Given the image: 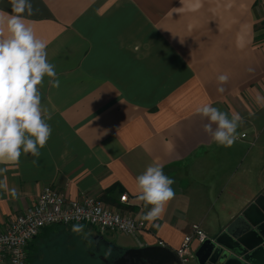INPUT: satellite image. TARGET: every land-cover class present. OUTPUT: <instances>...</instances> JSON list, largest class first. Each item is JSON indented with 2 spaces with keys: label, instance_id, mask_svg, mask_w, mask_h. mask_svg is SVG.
<instances>
[{
  "label": "crops",
  "instance_id": "obj_1",
  "mask_svg": "<svg viewBox=\"0 0 264 264\" xmlns=\"http://www.w3.org/2000/svg\"><path fill=\"white\" fill-rule=\"evenodd\" d=\"M31 3L25 23L46 42L60 86L45 77L39 89L52 128L40 155L0 163V232L47 186L142 218L135 177L161 164L174 198L144 232L117 243L160 240L175 254L194 225L214 237L264 194V0ZM0 13L14 15L10 0ZM204 104L242 117L231 147L203 131ZM197 248L186 264H196Z\"/></svg>",
  "mask_w": 264,
  "mask_h": 264
},
{
  "label": "clouds",
  "instance_id": "obj_2",
  "mask_svg": "<svg viewBox=\"0 0 264 264\" xmlns=\"http://www.w3.org/2000/svg\"><path fill=\"white\" fill-rule=\"evenodd\" d=\"M10 2L14 15L0 13V163L16 162L22 153L40 155L52 128L48 123L51 114L42 107L39 89L45 77L52 87L60 86L55 65L47 59L46 42L25 23L24 14L31 16L36 11L31 0ZM228 79L227 74L217 77L219 93L225 91L223 85ZM196 112L207 121L203 131L217 145L231 147L238 139L237 128L242 121L239 113L230 115L209 104L198 107ZM6 171L0 168V175ZM135 182L137 199L148 209L142 219L155 221L174 198L175 181L164 173L161 164H150L135 177ZM0 188L7 190V185L0 181ZM84 229L83 224L72 226V231L82 234L89 244L98 243L93 241L92 233ZM111 252V248H107L105 257Z\"/></svg>",
  "mask_w": 264,
  "mask_h": 264
},
{
  "label": "built area",
  "instance_id": "obj_3",
  "mask_svg": "<svg viewBox=\"0 0 264 264\" xmlns=\"http://www.w3.org/2000/svg\"><path fill=\"white\" fill-rule=\"evenodd\" d=\"M120 200L125 201L126 195L121 196ZM75 224L89 226L102 235L119 232L135 236L146 229V222L142 218L111 210L94 195L70 199L60 190L47 186L32 206L0 232V264H27V247L44 228ZM206 238L207 234L194 225L192 233L186 235L174 250L180 264H186L193 257V244L199 246ZM157 245L166 246L160 240Z\"/></svg>",
  "mask_w": 264,
  "mask_h": 264
},
{
  "label": "water",
  "instance_id": "obj_4",
  "mask_svg": "<svg viewBox=\"0 0 264 264\" xmlns=\"http://www.w3.org/2000/svg\"><path fill=\"white\" fill-rule=\"evenodd\" d=\"M135 251L141 252V257L134 264H180L166 246H146ZM194 259L196 264H264V194L258 195L216 236L206 238Z\"/></svg>",
  "mask_w": 264,
  "mask_h": 264
},
{
  "label": "flooded vegetation",
  "instance_id": "obj_5",
  "mask_svg": "<svg viewBox=\"0 0 264 264\" xmlns=\"http://www.w3.org/2000/svg\"><path fill=\"white\" fill-rule=\"evenodd\" d=\"M87 232L92 233L93 241L98 243L89 244L81 235L78 245L69 247V255L65 264H134L141 257V252L135 251L144 245H120L114 240L108 239V235L100 234L95 229ZM150 246V245H149ZM111 248V255L105 257V250ZM168 261H166L167 264ZM149 264V263H143ZM152 264H165L164 262H153Z\"/></svg>",
  "mask_w": 264,
  "mask_h": 264
},
{
  "label": "rangeland",
  "instance_id": "obj_6",
  "mask_svg": "<svg viewBox=\"0 0 264 264\" xmlns=\"http://www.w3.org/2000/svg\"><path fill=\"white\" fill-rule=\"evenodd\" d=\"M259 13L261 14L262 10ZM72 226L57 225L46 235L39 237L30 251L29 264H65L64 261L69 255L68 248L72 245H78L79 240L82 239V234L74 233ZM90 229L89 226L85 225V232ZM108 239L128 243L133 237L113 232L108 234Z\"/></svg>",
  "mask_w": 264,
  "mask_h": 264
},
{
  "label": "trees",
  "instance_id": "obj_7",
  "mask_svg": "<svg viewBox=\"0 0 264 264\" xmlns=\"http://www.w3.org/2000/svg\"><path fill=\"white\" fill-rule=\"evenodd\" d=\"M262 29H264V23H262ZM261 37H262V39H264V34H262L261 35ZM57 225H55V226H49V227H46V228H44L42 231H41V233L37 236V237H35L34 239H33V241L28 245V247H27V258L29 259V257H30V251H31V249H32V247H33V244L39 239V237H41L42 235H46L48 232H50L52 229H54V227H56ZM70 226V225H69ZM27 264H29V260H28V262H27Z\"/></svg>",
  "mask_w": 264,
  "mask_h": 264
}]
</instances>
